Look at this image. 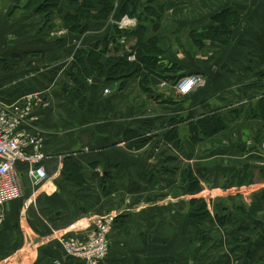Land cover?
I'll use <instances>...</instances> for the list:
<instances>
[{
	"label": "crops",
	"instance_id": "crops-1",
	"mask_svg": "<svg viewBox=\"0 0 264 264\" xmlns=\"http://www.w3.org/2000/svg\"><path fill=\"white\" fill-rule=\"evenodd\" d=\"M89 1L60 0L54 9L0 0V98L10 103L40 95L26 128L44 136L51 176L37 188L20 164L25 194L3 208L0 264H84L67 257L52 234L84 237L95 216L117 211L123 212L101 264L264 262V0H161L163 21L149 17L145 29L135 16L138 24L128 32L110 21L121 17L119 5L127 0H115L110 17L100 16L103 4ZM223 9L239 15L227 40H204L207 54H193L188 29L217 25L212 16ZM79 10L99 16L81 20L82 33L68 21ZM158 32L178 40V53L164 47L155 72L143 68L137 81L149 74L155 82L141 99L134 98L138 88L123 95L121 80L90 82L75 66L80 49L138 58L140 44ZM122 34L128 47L118 41ZM174 64L177 72L170 70ZM161 72L165 78L201 72L206 83L183 97ZM105 87L113 93L104 96ZM215 114L226 127L210 135L199 130L191 142L190 124ZM174 124L179 144L167 139ZM187 171L196 192L188 191ZM201 202L209 212L204 220L194 216ZM26 226L34 235L28 249Z\"/></svg>",
	"mask_w": 264,
	"mask_h": 264
},
{
	"label": "built area",
	"instance_id": "built-area-1",
	"mask_svg": "<svg viewBox=\"0 0 264 264\" xmlns=\"http://www.w3.org/2000/svg\"><path fill=\"white\" fill-rule=\"evenodd\" d=\"M110 21L123 32L133 30L138 24L135 17L128 15L120 18L111 17ZM118 41L128 47L126 35L122 34ZM127 56L130 61L136 59L135 55ZM92 81L93 79H90V82ZM168 83L167 80L162 79L160 86L167 87ZM205 83L206 78L203 74L192 73L181 76L174 83V88L183 97H187L197 88L204 86ZM112 93L113 90L109 87L103 89L104 96H109ZM39 97L40 95L37 93L25 95L22 99L10 103H6L0 98V224L5 220L4 206L24 197L25 190L20 164L26 165V172L37 188H41L51 179L44 163L47 159L44 151L45 138L40 132H31L26 128L32 120L31 114L35 103L40 100ZM30 201L27 199V204ZM122 212L95 216L93 229L84 237H77L61 231L54 232L53 239L59 243L62 252L67 257L76 258L84 264H101L109 256L112 243L111 235L116 220ZM25 218L26 216L23 215V219ZM25 232L28 244L24 247L32 248L34 235L28 227ZM53 264H61V260H54ZM260 264H264V262Z\"/></svg>",
	"mask_w": 264,
	"mask_h": 264
},
{
	"label": "trees",
	"instance_id": "trees-1",
	"mask_svg": "<svg viewBox=\"0 0 264 264\" xmlns=\"http://www.w3.org/2000/svg\"><path fill=\"white\" fill-rule=\"evenodd\" d=\"M34 1L36 4L42 3L43 7L44 5H48L49 3L53 4L54 9H58V5L60 0H31ZM75 2H79V0H74ZM146 4L145 6L142 5H137L135 3H143L144 0H127L123 2L121 5H119L118 8V13L120 16L123 15H128L130 17H138L139 23L145 28L149 29L150 26L146 24L145 21H148L149 17L151 18H156L158 21H163V18L165 17V11L163 9V2L161 0H145ZM154 5H152L153 3ZM90 4L92 5H104V9L101 12L100 16L102 17H110L112 12L115 10L114 3L115 0H90ZM80 12L77 13L76 15H71L68 17V21L72 24V28L76 32L82 33L87 26L83 25L80 21L84 19H99L97 17L99 16H94V15H88V13H85L81 10ZM139 11V13H138ZM49 13H47V16ZM105 19V18H102ZM212 19L214 21H217V25L210 26L206 30H203L201 32H198V26L193 28L188 29V36L189 34L191 35L190 37V42L187 43V48H189V51H191V45H193V48H197V51H203L206 49V46L204 44V40H211V41H219V42H225L227 40V37L229 36L231 32V25H234L238 22L239 20V15L236 12H229L227 9H223L222 11H219L215 13L212 16ZM145 20V21H144ZM117 27V26H116ZM118 28V27H117ZM120 30L116 34H119ZM111 41V40H110ZM110 41H106V45ZM178 40H172L171 38L166 39L164 37V33L158 32L157 34H152L148 35L147 38L143 41V43L140 44L138 47V52H137V57L138 60L137 62H129L127 56H110L106 57L104 56V51H96V50H78L75 54V66H77L79 70V74H83L86 78V80L89 81L90 77L92 79L99 78L102 80V83H109L110 81H115V80H121L120 85H119V92H122L123 95H125V88L126 85H128V82L130 78H136L142 75L143 68H145L147 71L150 73L155 72V68L157 64L159 63V60L162 58V56L165 55V50H172V45L177 43ZM182 42V41H181ZM190 43V44H189ZM167 49H163V48ZM192 52V51H191ZM194 52V50H193ZM172 53H174L172 51ZM174 72H177L178 67L175 66V64L170 68V70H173ZM162 73V72H161ZM160 73V74H161ZM192 73H200L201 72H190L188 74ZM78 74V75H79ZM187 75L182 74L181 76ZM81 76V75H80ZM161 78H165V74L162 73L159 75ZM77 77V75H76ZM178 77V78H177ZM177 77H171V78H165L172 80L173 83L177 82L178 79L180 78L179 76ZM151 75L147 74L138 81V89L136 90L134 96L135 99L139 98L140 94H138V90L140 92H143L144 94L148 92L149 86L155 82ZM84 79V80H85ZM76 96L78 98H82L84 96V92L82 90L75 91ZM127 95V94H126ZM86 100V99H85ZM203 122H198V123H191L189 126L190 132H191V142L195 143L198 141V131H202L204 134L210 135L212 133H219L226 127V124L221 118L215 114L208 118L202 119ZM140 129V128H138ZM136 133H138L135 130ZM140 134V133H138ZM141 132V136H142ZM132 135V134H131ZM130 134L127 135V138L131 136ZM138 136L137 141L139 143V147H142V145L145 144V140L143 137ZM181 136L179 135V130L175 126L171 129V132L168 134L169 140L173 141L176 144H179ZM186 180L189 181L191 184L189 186V192H196L198 191V184L196 178L193 176L191 171L185 172ZM104 177V176H103ZM208 210H207V205L205 202H201L200 208L194 216L198 219L200 218L201 220H204L208 217ZM118 220V218H117ZM116 220V223H117ZM112 239V235H111ZM111 251V249H110ZM110 254V253H109Z\"/></svg>",
	"mask_w": 264,
	"mask_h": 264
},
{
	"label": "rangeland",
	"instance_id": "rangeland-1",
	"mask_svg": "<svg viewBox=\"0 0 264 264\" xmlns=\"http://www.w3.org/2000/svg\"><path fill=\"white\" fill-rule=\"evenodd\" d=\"M155 1V0H154ZM146 1L144 0V2L142 3V5L143 6H145V3ZM188 42H190L188 39L186 40V44L188 43ZM175 44V43H174ZM172 45V51L176 54V53H178V51H177V45ZM190 44V43H189ZM190 46H191V51H192V53L194 54V53H197L198 51H197V48H193V45H191L190 44ZM189 49V48H188ZM193 50H194V52H193ZM201 54L202 55H206L207 54V51L206 50H203L202 52H201ZM128 57V56H127ZM128 60H129V57H128ZM138 60V58H136L135 60H133V62H135V61H137ZM130 61V60H129ZM138 78H130V80H129V82H128V85H126V89L128 90V91H132V89H134V88H138ZM137 83V84H136ZM135 90V89H134ZM137 90V89H136ZM136 90H135V92H136ZM138 94H141V92L138 90ZM131 96H133V95H131ZM143 96V94H141V96H139V98L141 99V97ZM142 101H144V98L142 99ZM155 111H157V109L155 110Z\"/></svg>",
	"mask_w": 264,
	"mask_h": 264
},
{
	"label": "water",
	"instance_id": "water-1",
	"mask_svg": "<svg viewBox=\"0 0 264 264\" xmlns=\"http://www.w3.org/2000/svg\"><path fill=\"white\" fill-rule=\"evenodd\" d=\"M87 143V142H86ZM245 146V145H244Z\"/></svg>",
	"mask_w": 264,
	"mask_h": 264
}]
</instances>
